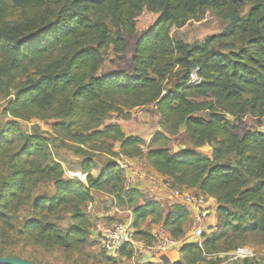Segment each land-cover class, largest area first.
Listing matches in <instances>:
<instances>
[{
    "label": "trees",
    "instance_id": "16d2710c",
    "mask_svg": "<svg viewBox=\"0 0 264 264\" xmlns=\"http://www.w3.org/2000/svg\"><path fill=\"white\" fill-rule=\"evenodd\" d=\"M34 3L55 9L23 21L0 18V92L10 94L16 76L29 69L36 72V79L15 89L9 115L54 120L62 142L69 139L109 153L112 144L121 143L123 154L145 156L173 187L196 188L214 198L221 232L207 236L200 245L182 247L187 261L193 254L202 257L204 252H214L230 232L264 235V130L244 128L249 111L264 109V0H0V15L8 4L31 8ZM145 7L158 17L137 40L131 65L105 71L109 51L116 55L128 52V35L136 31L137 17ZM205 9L222 13L228 21L224 31L191 43L172 38L169 28L184 11ZM176 67L179 76L165 84ZM195 67H200L202 81L191 86L189 74ZM196 95L208 100L194 101ZM152 104L162 114L164 130L176 132L183 126L192 145L212 147L211 155L196 150L175 154L164 145L144 152L143 138L127 137L119 124H105L112 111L121 114L124 106ZM162 138L159 134L154 142ZM17 139L24 142V148L13 178L0 188V230L12 226L8 221L11 212L29 203L35 156L48 149L42 138L24 135L18 121H12L7 126L0 123V157L10 154ZM78 145L72 147L75 152L88 153ZM93 166L88 156L83 166L86 181L65 179L58 161L40 170L43 178L54 181L56 192L35 199L34 217L24 224L29 238L66 252L80 248L88 236L83 206L93 200V191L109 193L116 205L134 208L137 236L150 237L139 228L149 216L162 219L175 237L184 233L191 215L185 204H173L163 217L161 203L149 200L139 205L142 193L125 189V174L117 161L110 160L98 176L92 174ZM250 180L259 181V186L249 187ZM63 210L73 213L74 224L67 232L42 217ZM120 253L125 254V249ZM0 256L47 264L2 249Z\"/></svg>",
    "mask_w": 264,
    "mask_h": 264
},
{
    "label": "rangeland",
    "instance_id": "374dc122",
    "mask_svg": "<svg viewBox=\"0 0 264 264\" xmlns=\"http://www.w3.org/2000/svg\"><path fill=\"white\" fill-rule=\"evenodd\" d=\"M55 9L54 5H46L43 8L32 4L31 8H24L8 4L5 6L2 17L7 22L23 21L37 12ZM222 13L218 10L205 9L204 11H184L176 23L171 24L169 32L173 39H182L188 43L194 41H203L207 36H213L224 31L228 21L222 18ZM158 13L144 8L137 17L136 31L128 35V52L126 54L116 55L112 51L106 54L104 70L107 72L127 69L133 59L135 45L138 39L143 36L155 23ZM113 26L110 25V28ZM111 30H114L112 28ZM1 58V56H0ZM173 67L169 68V72ZM179 69L176 67L172 74L165 81L173 82L179 76ZM36 79L34 69H29L24 74L16 76L15 81L11 84L10 94L0 92V123L7 126L12 121H18L20 129L24 135H35L42 138L48 145V149L35 156V175L31 183V198L29 203H25L17 210L11 212L9 222L12 226H4L5 230H0V249L6 252H14L23 256L37 257L47 264H258L264 262V235L259 233L235 234L230 232L218 245L215 246L214 252L203 253L202 257L192 255V260L184 259L181 252L182 247L196 243L201 244L207 236L213 233L221 232V222L218 204L215 199L201 194L196 188H176L171 184V180L156 172L146 161L145 156H128L122 153L121 143L112 144V153L105 149L94 150L92 145L85 147L78 145L69 139H64L54 130V120H44L41 118H31L23 120L13 118L9 115L11 101L15 94V89L22 83ZM171 79V80H170ZM194 101H204L208 98L194 96ZM198 115L205 116L206 113ZM245 127L247 130L261 129L264 130V109L249 111L246 114ZM162 114L156 108V105L148 106H124L121 114L119 112H110L105 124H119L124 134L129 136L141 137L145 140L142 146L144 152L151 147L164 145L170 148L172 153H181L188 150H196L204 154L211 155V148L206 145L203 147H194L189 139L188 134L183 126L179 127L176 132L164 130L161 126ZM163 135L160 142H154L157 135ZM13 137V136H12ZM110 143V142H108ZM111 144V143H110ZM70 145V147H69ZM74 145L81 146L88 153H77L72 148ZM24 148V142L17 139L14 143L10 154H4L0 157V188L11 181L14 176L15 163L20 158L19 153ZM88 156L94 160L92 174L97 175L110 160L117 161L119 164L126 165L124 169L125 177L130 176L131 182H124L125 189H130L135 185L139 178L153 179L154 186L152 189L145 190L138 200L139 205H144L149 200H160L163 205V217L169 212L171 206L179 202V199H169L175 191H179V196H185L189 193L196 198H203L205 204L198 208L196 217H190L184 224V233L175 237L163 225L160 218L149 217L140 223L139 228L149 238L140 237L137 228L134 226V208L131 206H118L114 203V197L105 192L93 191V200L83 206L84 212L88 219V236L87 241L82 243L80 248L66 252L58 247H46L29 238L24 233V224L27 220L34 217L33 204L39 197H52L55 195L56 187L54 181L43 178L40 171L47 165H52L58 161L64 169V178H80L86 181L87 173L83 172L84 161ZM139 168V169H138ZM138 169V170H137ZM257 180H250L249 187L259 186ZM127 185V186H126ZM175 196V195H174ZM182 204V203H181ZM119 209L116 211L114 206ZM212 209L209 214H202L205 210ZM43 218L56 223L57 227L63 232H67L74 224L73 213L71 210H63L58 213H44ZM200 217V221H197ZM132 218V221H131ZM122 223L130 226L134 232L136 245L125 247V254L117 253L115 255L106 251L100 239L103 235L111 231L115 224ZM199 225V226H198ZM196 226H198L196 228ZM164 228L167 235L176 241V244L163 249L160 247L158 230ZM240 246L250 247L256 257L250 260L234 259L232 252ZM123 250V249H122ZM167 256L166 259H161Z\"/></svg>",
    "mask_w": 264,
    "mask_h": 264
},
{
    "label": "built area",
    "instance_id": "2783aa9c",
    "mask_svg": "<svg viewBox=\"0 0 264 264\" xmlns=\"http://www.w3.org/2000/svg\"><path fill=\"white\" fill-rule=\"evenodd\" d=\"M201 81L202 77L200 75V67L193 68L189 74V84L191 86H197L201 83ZM119 167L124 171L126 165L119 164ZM125 178L126 182H131L132 177L127 176ZM175 195L179 196L180 192L175 191ZM184 199L186 203L197 204L198 207H202L205 204L202 197L196 198L195 196L189 195V193L184 196ZM114 209L118 211L119 208L115 205ZM197 221H200V217H197ZM157 234L161 248L167 249L176 244V241L167 235V232L163 227L158 230ZM134 236V232L131 230L130 226L117 223L111 231H108L103 235V237L100 239V242L106 251L115 255L125 247L136 245ZM232 256L234 259L250 260L254 259L256 254L250 247L240 246L232 252ZM258 264H264V262Z\"/></svg>",
    "mask_w": 264,
    "mask_h": 264
},
{
    "label": "crops",
    "instance_id": "0c3cea01",
    "mask_svg": "<svg viewBox=\"0 0 264 264\" xmlns=\"http://www.w3.org/2000/svg\"><path fill=\"white\" fill-rule=\"evenodd\" d=\"M210 147V146H209ZM211 148V150H212V147H210ZM139 169V168H138ZM137 169V170H138ZM101 170L102 169H100V171L99 172H97L98 174L97 175H95V176H98L99 175V173L101 172ZM154 180L153 179H151V180H149V179H144V178H139V179H137L136 181H135V185L134 186H132V188H134V189H138L140 192H143V191H145V190H149V189H152L153 188V186H154ZM175 195V194H174ZM174 195H171V196H169V198H168V200L170 199H173V198H175V199H179L180 201L179 202H181L182 204H185L189 209H190V212H191V215H190V217H192V216H194V217H196V215L198 214V205L197 204H190V203H186V201H185V199H184V196H174ZM157 202H159V203H162L160 200H158ZM163 206V205H162ZM163 212H164V210H163ZM212 212V209H210V210H205L204 212H202V214L204 215L205 213L206 214H209V213H211ZM134 214V213H133ZM149 217H153V216H149ZM148 217V218H149ZM134 218V217H133ZM131 221H132V218H131ZM199 226V225H198ZM198 226H196V228L198 227ZM167 257V256H166Z\"/></svg>",
    "mask_w": 264,
    "mask_h": 264
},
{
    "label": "water",
    "instance_id": "95a60500",
    "mask_svg": "<svg viewBox=\"0 0 264 264\" xmlns=\"http://www.w3.org/2000/svg\"><path fill=\"white\" fill-rule=\"evenodd\" d=\"M166 256H163L161 259H166ZM0 264H38L26 259L15 257V256H0Z\"/></svg>",
    "mask_w": 264,
    "mask_h": 264
}]
</instances>
